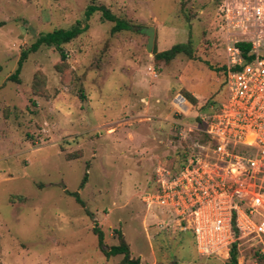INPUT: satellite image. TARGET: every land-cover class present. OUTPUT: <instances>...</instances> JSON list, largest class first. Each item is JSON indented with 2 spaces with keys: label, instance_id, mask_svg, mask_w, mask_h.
<instances>
[{
  "label": "rangeland",
  "instance_id": "374dc122",
  "mask_svg": "<svg viewBox=\"0 0 264 264\" xmlns=\"http://www.w3.org/2000/svg\"><path fill=\"white\" fill-rule=\"evenodd\" d=\"M224 1L0 0V264H122V255H104L95 225L104 249L120 234L140 264L226 263L224 253L198 254L185 224L161 227L142 200L157 172H173L189 151L195 113L223 95ZM88 5L105 6L129 30L112 34L96 12L62 46L63 61L41 47L9 79L40 33L83 22ZM187 43L191 57L154 61ZM177 92L197 101L183 116L171 103ZM236 248L238 264H264V242Z\"/></svg>",
  "mask_w": 264,
  "mask_h": 264
},
{
  "label": "built area",
  "instance_id": "2783aa9c",
  "mask_svg": "<svg viewBox=\"0 0 264 264\" xmlns=\"http://www.w3.org/2000/svg\"><path fill=\"white\" fill-rule=\"evenodd\" d=\"M220 18L225 95L216 109L195 113L192 128L205 140L194 137L177 172L158 171L142 200L161 227H189L198 254L228 257L241 239L264 242V0H225ZM171 103L180 116L193 107L180 92Z\"/></svg>",
  "mask_w": 264,
  "mask_h": 264
},
{
  "label": "trees",
  "instance_id": "16d2710c",
  "mask_svg": "<svg viewBox=\"0 0 264 264\" xmlns=\"http://www.w3.org/2000/svg\"><path fill=\"white\" fill-rule=\"evenodd\" d=\"M96 12L100 13L102 20L111 22L113 24L110 30L112 34L120 32V31L129 30L130 25L128 24V22L112 14L105 6L88 5L84 11V18H83L84 21L83 22L76 21L73 25H71L70 27L66 29H55V30H52L51 32L40 33L35 39V41L29 46V48L26 50H23L20 53V57L17 62V67L15 71L13 72V74L9 77V79L16 81L21 71L22 65L24 61L27 59L28 55L30 53H34L38 51L41 47H54L59 52L60 59L63 61L66 58V54L64 53L62 46L64 44L71 42L77 36L85 32L88 29V24H87L88 20ZM238 46L243 51H245L246 48H248V45L242 44V43L238 44ZM179 54H184V55H187L188 57L192 56V50L190 48L189 43L175 44L167 50H164L161 52H154L153 59L155 62L169 63ZM221 75H222V81L220 83V92L221 90H223V95L219 97L218 102L208 101V103L203 106V112H209L210 104L211 105L213 104L214 108L216 109L218 107V104L220 103V101H222L225 95V81H224L225 65L223 64L221 66ZM183 95L187 98V100L190 103L196 104L197 102L196 99L192 97L190 94L183 93ZM194 135L195 137L199 138L201 141L205 140V137L200 133H195ZM187 155H188V151H182L181 161L178 164V166L175 168L173 173L177 172L183 166L187 158ZM84 181H85V175L82 179L81 185H83ZM71 195L75 198V201L77 203L82 204V201L80 200L77 193H72ZM92 231L96 235L98 245L106 257L122 255V264H140L138 259L130 258L129 247L124 242V240L122 239V236L119 233H118L119 234V244L110 246L108 249H104L103 248L104 246L103 233L97 228L96 225ZM186 234H189L192 237L193 243L195 244L193 233L190 231V232L184 233V235ZM184 235L181 234L180 239H179L180 243H184L185 241H187ZM237 259H238V252H237L236 244H233L230 248L229 257L225 264H238Z\"/></svg>",
  "mask_w": 264,
  "mask_h": 264
},
{
  "label": "water",
  "instance_id": "95a60500",
  "mask_svg": "<svg viewBox=\"0 0 264 264\" xmlns=\"http://www.w3.org/2000/svg\"><path fill=\"white\" fill-rule=\"evenodd\" d=\"M142 31H143V33H145L148 36L146 48L148 51H151V47L153 44V29L151 27L143 28Z\"/></svg>",
  "mask_w": 264,
  "mask_h": 264
}]
</instances>
